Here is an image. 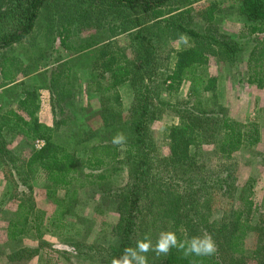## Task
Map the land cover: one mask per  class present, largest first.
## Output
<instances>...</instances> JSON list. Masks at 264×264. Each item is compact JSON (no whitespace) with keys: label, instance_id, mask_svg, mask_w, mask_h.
<instances>
[{"label":"trees","instance_id":"1","mask_svg":"<svg viewBox=\"0 0 264 264\" xmlns=\"http://www.w3.org/2000/svg\"><path fill=\"white\" fill-rule=\"evenodd\" d=\"M197 1L0 0V80L17 79L19 60L6 52L30 37L42 20L50 34L48 43L53 46L58 38L70 55L63 87L57 86L58 78L52 80V126L39 121L40 95L34 85H26L13 108L0 112V168L9 176V190L0 205L18 203L3 234L12 247L9 263L28 261L41 252L46 214L33 195L41 178L46 199L55 206L48 223L52 228L69 225L87 187H95L104 208L117 213L118 222L110 229L114 242L102 247L98 240L87 246V253L96 251L103 264H112L145 234L154 245L166 230L181 239L211 234L217 251L211 257L187 259L176 249L167 256L149 252V264H264V214L254 220L252 185L240 194L239 207H226L215 219H204L200 207L208 191L234 196V156L260 143L257 128L246 130L220 105V79L206 74L205 67L218 58L238 68L248 51L247 82L264 89V0H235L238 13L250 22L236 38L218 27L223 0H211L204 15L195 12ZM198 18L205 28L199 29ZM121 35H129L137 47L134 59L120 47ZM183 39L188 45L172 52L175 61L170 67L172 55L165 45ZM75 67L84 76H77L72 85L69 77ZM184 86L187 98L182 99ZM124 90L130 96L128 111ZM84 94L99 98L97 127L89 120L93 109L82 102ZM157 107L178 119L165 129L168 154L151 136ZM118 132L127 137L123 146L112 143ZM12 137L27 147V157L16 158ZM36 141L43 142L41 148H35ZM205 147L215 151L214 166L209 165ZM35 231L38 247H23L25 237ZM251 234L257 242L250 249L246 239Z\"/></svg>","mask_w":264,"mask_h":264},{"label":"rangeland","instance_id":"2","mask_svg":"<svg viewBox=\"0 0 264 264\" xmlns=\"http://www.w3.org/2000/svg\"><path fill=\"white\" fill-rule=\"evenodd\" d=\"M210 1L199 0L195 2L193 5L195 12L198 15H204ZM223 1L222 8L217 14L218 27L221 32L236 38L241 32H246L250 22L238 13L239 3L237 1ZM196 23L199 29H203L206 26V23H203L199 18ZM44 25H46V20H42L33 34L24 42L6 52L7 57L17 58L19 61H17L18 65L16 67L17 79L7 82H3V79L0 80V85H6L0 88V112H5L9 107L13 108L17 97L25 89L26 85H34L38 87L37 92L40 95L41 110L38 113L39 121L42 124H50L52 126L56 120L52 111L51 98H53V95L50 92L52 84H54L52 80L58 78L61 83L57 86L63 87L69 75L63 69L69 71L65 62L70 59V55L63 48L58 38L53 46L48 43L47 38L50 37V34ZM129 38V35H121L117 38V41L126 55L130 59H134L137 47L130 42ZM75 40L76 38H74L73 43H75ZM186 45H188V39L166 43L165 50L171 52L172 55L170 67H173L175 61V56L172 52H176ZM248 53V51L243 53L244 61L238 68L224 63L218 58H211L210 65L205 67L206 74L217 76L220 79L218 84L220 105L228 111L231 118L240 122L246 130L257 128L261 139L255 148L244 149L234 156V162L238 170L236 173L235 192L232 198L223 197L214 191H208L202 197L200 207L204 219L219 217L226 207H239L240 194L243 189L249 188L248 186L250 185L253 186L252 200L255 203L253 206L254 220L258 218L259 214H264V89H259L256 84L247 82L249 77L246 66ZM83 73L78 67H75L70 72L69 82L74 85L77 76L78 79L82 80ZM14 87H16L17 91H6ZM186 92L187 88L184 86L179 98H187ZM122 95L126 99L125 108L128 111L129 93L124 90ZM162 98L167 100L165 94L162 95ZM82 102L91 104L93 112L89 115V120L94 127H97L100 114L97 112L100 110L99 98L97 96L88 98L84 94ZM177 123V117L165 107L156 108V119L152 122L150 131L156 145L158 143L164 154L169 153L168 141L164 135L165 129ZM9 141L10 148L17 151L15 154L16 158L28 156L29 151L27 147L23 146L19 138L12 137L9 138ZM35 148H37L36 143ZM205 155L209 160V165L214 166L216 164V155L213 147H205ZM3 172L5 171L0 168V202L9 190V176H6ZM117 176L119 175L117 174ZM117 180L122 183L123 177H119ZM94 191L95 187H87L86 190L81 191L79 195L81 200L73 210L69 225L62 228H52L48 223L54 215L55 206L46 199L44 181L39 178L34 184L33 195L37 207L46 214L43 226L42 249L36 257L28 261L20 260L14 264H103L101 257L96 256V251L93 250V253H87V246L96 245L95 243L98 240V244L102 247L112 244L114 239L110 234V229L111 226L118 222L119 217L111 209L106 210L104 208L101 196L94 193ZM17 205L18 203L15 201H9L3 207L0 205V264H12L6 258L9 252L12 251V247L4 241L3 234L5 233L8 220L13 217L16 211ZM68 218L70 217H66V219ZM73 223L76 224L72 225ZM105 235H108V238L102 241L101 239ZM38 236L36 231L32 235L26 236L22 242L23 247H38ZM246 241L247 247L251 249L254 244L256 245L257 238L251 234ZM80 249L82 250L81 254H79ZM52 258L54 260H51Z\"/></svg>","mask_w":264,"mask_h":264},{"label":"clouds","instance_id":"3","mask_svg":"<svg viewBox=\"0 0 264 264\" xmlns=\"http://www.w3.org/2000/svg\"><path fill=\"white\" fill-rule=\"evenodd\" d=\"M126 141L127 137L123 132H118L112 139V143L119 146L126 144ZM172 249H176L186 259L211 257L216 253L217 245L211 234L192 235L181 239L175 231L166 230L159 233L154 245L147 234L138 238L135 246L125 248L120 257L112 260V264H149V252H154L157 256H167Z\"/></svg>","mask_w":264,"mask_h":264},{"label":"built area","instance_id":"4","mask_svg":"<svg viewBox=\"0 0 264 264\" xmlns=\"http://www.w3.org/2000/svg\"><path fill=\"white\" fill-rule=\"evenodd\" d=\"M43 145V142L42 141H37L36 142V147L39 149L41 148V146Z\"/></svg>","mask_w":264,"mask_h":264},{"label":"crops","instance_id":"5","mask_svg":"<svg viewBox=\"0 0 264 264\" xmlns=\"http://www.w3.org/2000/svg\"><path fill=\"white\" fill-rule=\"evenodd\" d=\"M40 110H41V104H40ZM45 125L50 126V124H45Z\"/></svg>","mask_w":264,"mask_h":264}]
</instances>
